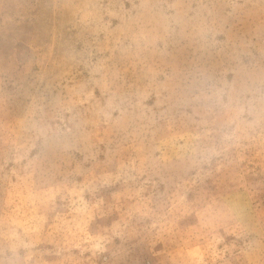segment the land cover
I'll use <instances>...</instances> for the list:
<instances>
[{"label":"rangeland","instance_id":"1","mask_svg":"<svg viewBox=\"0 0 264 264\" xmlns=\"http://www.w3.org/2000/svg\"><path fill=\"white\" fill-rule=\"evenodd\" d=\"M0 264H264V0H0Z\"/></svg>","mask_w":264,"mask_h":264}]
</instances>
